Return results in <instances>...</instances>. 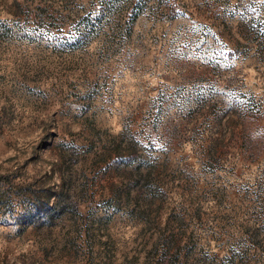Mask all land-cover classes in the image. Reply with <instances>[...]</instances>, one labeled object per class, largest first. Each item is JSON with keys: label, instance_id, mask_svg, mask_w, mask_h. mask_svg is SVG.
<instances>
[{"label": "rangeland", "instance_id": "rangeland-1", "mask_svg": "<svg viewBox=\"0 0 264 264\" xmlns=\"http://www.w3.org/2000/svg\"><path fill=\"white\" fill-rule=\"evenodd\" d=\"M0 264H264V0H0Z\"/></svg>", "mask_w": 264, "mask_h": 264}]
</instances>
